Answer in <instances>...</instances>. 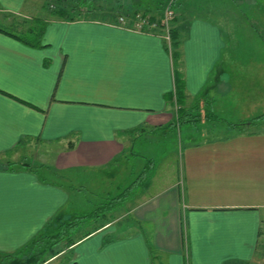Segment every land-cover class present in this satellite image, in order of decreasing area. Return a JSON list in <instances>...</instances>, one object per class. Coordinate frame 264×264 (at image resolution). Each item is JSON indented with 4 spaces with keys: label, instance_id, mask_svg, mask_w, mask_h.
<instances>
[{
    "label": "crops",
    "instance_id": "obj_1",
    "mask_svg": "<svg viewBox=\"0 0 264 264\" xmlns=\"http://www.w3.org/2000/svg\"><path fill=\"white\" fill-rule=\"evenodd\" d=\"M29 1L0 0V22L14 25L13 17H25ZM179 1L176 68L161 35L106 21L38 20L45 24L40 48L27 47L0 28V162L17 163L14 157L33 145L43 148L49 161L58 156V176L117 166L132 138L173 127L175 69L186 113L197 100L217 104L209 97L211 88L218 90L224 82V93L229 90L223 65L230 18L190 15L188 0ZM202 9L215 15L208 6ZM228 123L226 128L185 129L180 180L129 206L125 214L131 224L151 230L114 236L126 223H111L48 264H153L152 258L159 264H260L264 144L222 146L220 139L210 138L240 130ZM243 134L264 135V129ZM191 136L199 143H189ZM33 167L0 166V254L26 245L69 202L61 185ZM108 236L112 239L104 244Z\"/></svg>",
    "mask_w": 264,
    "mask_h": 264
},
{
    "label": "rangeland",
    "instance_id": "obj_2",
    "mask_svg": "<svg viewBox=\"0 0 264 264\" xmlns=\"http://www.w3.org/2000/svg\"><path fill=\"white\" fill-rule=\"evenodd\" d=\"M83 1L30 0L29 5L22 11L25 17L9 16L14 18L15 24L0 22V28L12 34L21 35L30 26L40 27L38 20H52L51 15L58 7L67 6L71 9ZM120 3L133 7H148L154 14L155 9L163 3V0H92L91 6L108 11L118 8ZM180 6V1L175 0L172 10L177 13L178 10L180 11ZM207 6L208 11L214 12L215 15L204 12L202 8ZM185 11L190 15L195 14L216 20L225 16L230 18L231 23L230 32L224 34L227 48L223 65L229 74L227 79L229 90L225 91L226 94L224 93V82L222 87L216 88L218 90L211 88L209 97H213L218 103L206 102L200 105L199 110L195 112L200 114L201 122L182 123V120H176L175 115L173 127L169 125L153 133L145 130L143 134L131 137L133 140L126 147L128 151L126 157L117 162V166L114 165L112 168L99 172L73 171L59 173L58 176L54 172L56 168L54 163L58 161V156L55 155L52 161H49L42 155L44 149L39 146L26 147L23 149V154L14 157L16 165L27 163L29 166L37 167L41 176L61 185L69 193L70 198L65 210L70 214L80 215L91 212L106 198L115 197L125 188H131L132 193L127 196L125 202L113 210L112 216H108L112 222L114 221L111 227L118 226L119 223L122 226L126 223L125 228L117 227L119 230L113 233L114 236L130 235L142 232L141 230L146 233L151 230L149 225L136 227L131 224L133 221L130 216L126 217L125 212L129 210V206L131 207L139 200L143 202V199L153 198L168 184L180 180L183 171L182 160L185 159L181 156L182 152L186 156V151L183 150L186 143L184 131L190 125L193 128H226L230 126L228 123L230 122L240 130H229L221 136L210 138L220 139L221 142L217 143H221L222 146L264 144V135L244 136L243 134L244 132L251 134L257 130L260 132L264 129V0H188ZM172 22L171 20L168 23L169 30L173 28ZM20 28L24 31H20ZM165 42L168 44L167 41ZM224 95L227 97L226 100L225 97L222 99ZM218 117H224L228 122L216 119ZM236 133L238 135H235ZM198 140L199 137L191 136L189 143H199ZM50 149L53 148L50 147ZM187 153H191V150ZM40 164H44L46 169ZM139 195H141L139 199L135 198ZM95 226V224H90L85 229L91 230ZM184 231L183 238L186 239V228ZM64 260L66 259L63 258L61 261ZM152 263L159 264L153 258ZM55 264H60V261Z\"/></svg>",
    "mask_w": 264,
    "mask_h": 264
},
{
    "label": "trees",
    "instance_id": "obj_3",
    "mask_svg": "<svg viewBox=\"0 0 264 264\" xmlns=\"http://www.w3.org/2000/svg\"><path fill=\"white\" fill-rule=\"evenodd\" d=\"M60 1L62 2L63 0ZM174 1L175 0H163V3H160L158 5L159 7L155 9L154 12L156 15H154L155 13L153 14L152 11L148 9V7H133L131 5L127 6L123 3H120L118 8L106 11V9H100L98 7H94L93 5L91 6L92 0H84L82 3H77V6L75 5L71 9H68L67 6L58 7V9H56V11L51 15V19L69 22L81 20H93L101 22L106 21L107 23L112 24L117 21L119 16L135 17L136 15L141 14L145 17L149 16L150 22L156 25L154 33L163 36V11H165L167 7L172 10ZM173 13L174 15L176 14L174 11ZM172 21V24L176 22V16L174 19H172ZM38 24L40 27L30 26L23 32V34L12 35V37L27 47L40 48L45 24L42 22H38ZM169 39V48L171 51L174 67L176 68L179 61L181 42L180 32L178 29L174 28V25L173 28L169 30ZM174 75L175 83L173 98L175 104L177 105L176 120H182V123L200 122V114L195 112L199 110L200 100H197L190 112L186 113L185 109L183 108V82L180 76H178L176 69ZM3 164H5L8 170H13L15 167L27 169L30 167L25 163L16 165L14 162H0V166ZM33 168L37 170V167ZM131 193L132 190L128 187L119 195L112 198H106L91 212L80 215L70 214L65 209H62L56 213L54 217L46 223L43 229L26 245L13 253L0 254V264H48L51 260L57 258L62 253L69 250L82 239L90 236L93 232H96L97 230L113 223L114 221L112 222L108 216L111 215L117 206L125 202L127 196ZM90 224H95L96 226L91 230H86L85 227L89 226ZM111 239V236H108V238H106L104 241V244Z\"/></svg>",
    "mask_w": 264,
    "mask_h": 264
},
{
    "label": "built area",
    "instance_id": "obj_4",
    "mask_svg": "<svg viewBox=\"0 0 264 264\" xmlns=\"http://www.w3.org/2000/svg\"><path fill=\"white\" fill-rule=\"evenodd\" d=\"M175 17L172 10H170L168 7L165 9L164 17H163V38L165 41L168 42L169 46V29H168V23ZM113 26L129 30L135 33H154L156 29V25L154 23L150 22L149 16L145 17L141 14L136 15L135 17H128V16H119L117 21L115 23H112ZM260 264H264V256Z\"/></svg>",
    "mask_w": 264,
    "mask_h": 264
}]
</instances>
